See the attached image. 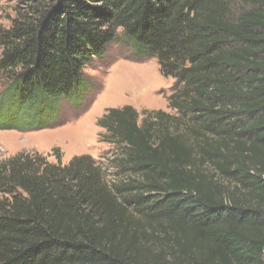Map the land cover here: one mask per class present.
I'll return each mask as SVG.
<instances>
[{
    "label": "trees",
    "instance_id": "1",
    "mask_svg": "<svg viewBox=\"0 0 264 264\" xmlns=\"http://www.w3.org/2000/svg\"><path fill=\"white\" fill-rule=\"evenodd\" d=\"M13 1L0 129L84 106L86 68L119 38L173 79L177 113L107 108L109 169L57 149L0 160V264H264V0Z\"/></svg>",
    "mask_w": 264,
    "mask_h": 264
},
{
    "label": "rangeland",
    "instance_id": "2",
    "mask_svg": "<svg viewBox=\"0 0 264 264\" xmlns=\"http://www.w3.org/2000/svg\"><path fill=\"white\" fill-rule=\"evenodd\" d=\"M15 4L13 0H0V28L9 26L15 15ZM129 47L119 38L86 68L91 87L85 105L70 110L63 101L60 107L63 113L54 126L29 131L0 129V160L16 153L35 151L55 162L53 150L57 149L63 164L75 155L88 154L100 166L109 169L106 161L117 148L104 141L105 131L96 123L107 108L131 105L138 112L164 110L176 114V110L168 107L167 100L173 79L161 74L156 59L145 56L133 59ZM3 86L0 80V91Z\"/></svg>",
    "mask_w": 264,
    "mask_h": 264
}]
</instances>
